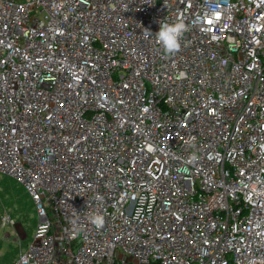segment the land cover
I'll return each instance as SVG.
<instances>
[{
    "label": "built area",
    "instance_id": "obj_1",
    "mask_svg": "<svg viewBox=\"0 0 264 264\" xmlns=\"http://www.w3.org/2000/svg\"><path fill=\"white\" fill-rule=\"evenodd\" d=\"M0 172L10 264H264V0H0Z\"/></svg>",
    "mask_w": 264,
    "mask_h": 264
},
{
    "label": "rangeland",
    "instance_id": "obj_2",
    "mask_svg": "<svg viewBox=\"0 0 264 264\" xmlns=\"http://www.w3.org/2000/svg\"><path fill=\"white\" fill-rule=\"evenodd\" d=\"M8 214L13 224L0 226V264H10L31 241L38 217L34 202L12 176L0 172V215Z\"/></svg>",
    "mask_w": 264,
    "mask_h": 264
},
{
    "label": "clouds",
    "instance_id": "obj_3",
    "mask_svg": "<svg viewBox=\"0 0 264 264\" xmlns=\"http://www.w3.org/2000/svg\"><path fill=\"white\" fill-rule=\"evenodd\" d=\"M187 31L188 26L181 18H177L173 23L160 22L159 31L155 34V37L164 56L175 55L180 50L181 41ZM145 32L148 36L152 35L150 30H145ZM91 223L98 229L103 228L105 217L101 214H96L91 217Z\"/></svg>",
    "mask_w": 264,
    "mask_h": 264
}]
</instances>
